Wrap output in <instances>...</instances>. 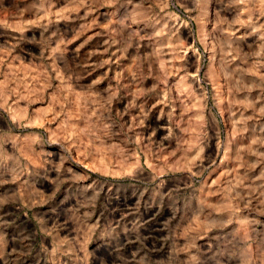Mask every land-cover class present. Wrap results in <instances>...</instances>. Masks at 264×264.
<instances>
[{"label":"rangeland","instance_id":"obj_1","mask_svg":"<svg viewBox=\"0 0 264 264\" xmlns=\"http://www.w3.org/2000/svg\"><path fill=\"white\" fill-rule=\"evenodd\" d=\"M0 264H264V0H0Z\"/></svg>","mask_w":264,"mask_h":264},{"label":"bare ground","instance_id":"obj_2","mask_svg":"<svg viewBox=\"0 0 264 264\" xmlns=\"http://www.w3.org/2000/svg\"><path fill=\"white\" fill-rule=\"evenodd\" d=\"M191 35V34H190Z\"/></svg>","mask_w":264,"mask_h":264}]
</instances>
